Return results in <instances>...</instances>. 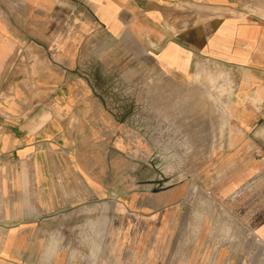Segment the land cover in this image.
Masks as SVG:
<instances>
[{
	"label": "crops",
	"instance_id": "0c3cea01",
	"mask_svg": "<svg viewBox=\"0 0 264 264\" xmlns=\"http://www.w3.org/2000/svg\"><path fill=\"white\" fill-rule=\"evenodd\" d=\"M203 61L233 86L222 197L264 215V0H0V264H78L40 236L114 195L115 137L132 112L116 79L151 63L185 84Z\"/></svg>",
	"mask_w": 264,
	"mask_h": 264
},
{
	"label": "rangeland",
	"instance_id": "374dc122",
	"mask_svg": "<svg viewBox=\"0 0 264 264\" xmlns=\"http://www.w3.org/2000/svg\"><path fill=\"white\" fill-rule=\"evenodd\" d=\"M195 74L182 84L148 63L116 79L132 112L115 137L114 195L60 216L43 241L78 264H264L253 237L264 215L235 212V202L253 200L226 202L216 165L230 129L231 75L206 61Z\"/></svg>",
	"mask_w": 264,
	"mask_h": 264
},
{
	"label": "built area",
	"instance_id": "2783aa9c",
	"mask_svg": "<svg viewBox=\"0 0 264 264\" xmlns=\"http://www.w3.org/2000/svg\"><path fill=\"white\" fill-rule=\"evenodd\" d=\"M253 237H254L255 241H257V242H261L260 237L257 236L256 234H253Z\"/></svg>",
	"mask_w": 264,
	"mask_h": 264
}]
</instances>
